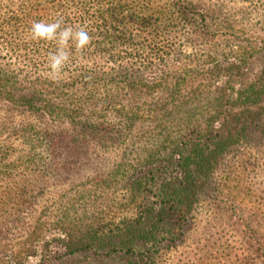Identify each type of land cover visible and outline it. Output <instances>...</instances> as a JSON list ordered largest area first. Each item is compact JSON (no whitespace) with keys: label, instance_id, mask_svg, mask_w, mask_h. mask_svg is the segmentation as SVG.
Returning a JSON list of instances; mask_svg holds the SVG:
<instances>
[{"label":"trees","instance_id":"16d2710c","mask_svg":"<svg viewBox=\"0 0 264 264\" xmlns=\"http://www.w3.org/2000/svg\"><path fill=\"white\" fill-rule=\"evenodd\" d=\"M236 2L264 6L0 0V264H160L198 199L224 191L249 247L224 256L264 264V218H242L264 206L244 181L256 164L236 160L264 144V31L228 17ZM57 17L93 39L53 81L54 44L26 37Z\"/></svg>","mask_w":264,"mask_h":264},{"label":"rangeland","instance_id":"374dc122","mask_svg":"<svg viewBox=\"0 0 264 264\" xmlns=\"http://www.w3.org/2000/svg\"><path fill=\"white\" fill-rule=\"evenodd\" d=\"M224 11L227 12L230 19L249 24L252 27L250 33L260 34L259 32L264 31V6L250 9L245 4L236 2L228 4ZM217 50L224 53L237 51L233 44L228 43L221 44ZM178 52L182 56L191 59L197 58L202 62L205 59L203 54L206 53V50L197 45L192 46L183 40L178 46ZM236 160L241 163L256 164V168L253 166L244 172V181L248 186H251L249 187L250 195L256 196L257 194L260 203L264 198V144L260 147L246 148ZM249 172L251 175L246 181ZM209 196L206 194L194 204L191 228L186 234L185 240L182 243H176L175 247L165 250L161 254L160 264H235L234 259L224 255L234 251L240 255L248 252V244L241 232V222L237 218L241 215H233L231 212L223 210L224 200L229 198L226 196V191L217 197L212 195L213 198H210ZM242 206H245L242 218L249 219L255 216L260 221L263 220V205L257 204L253 209L251 204L245 203ZM256 228L260 231L258 227ZM98 263L100 262L96 263L95 260L90 259L88 262L80 263L79 261L77 264Z\"/></svg>","mask_w":264,"mask_h":264},{"label":"clouds","instance_id":"9594fccd","mask_svg":"<svg viewBox=\"0 0 264 264\" xmlns=\"http://www.w3.org/2000/svg\"><path fill=\"white\" fill-rule=\"evenodd\" d=\"M26 38L54 44V51L49 52L46 61L47 76L53 81L62 78L65 67L71 61L72 50L83 53L93 39L86 26L66 25L62 17L51 21H33Z\"/></svg>","mask_w":264,"mask_h":264}]
</instances>
